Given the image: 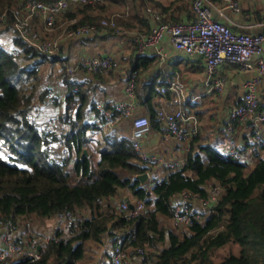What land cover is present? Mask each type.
Masks as SVG:
<instances>
[{
    "label": "trees",
    "instance_id": "1",
    "mask_svg": "<svg viewBox=\"0 0 264 264\" xmlns=\"http://www.w3.org/2000/svg\"><path fill=\"white\" fill-rule=\"evenodd\" d=\"M25 1L0 0V16L5 14L0 35L13 32L12 45L23 50L16 56L0 47V224L10 222L16 229L28 216L51 218L70 211L79 218L81 210L89 213L79 218L80 229H71V237L60 238L63 232L57 229L39 260L30 261L24 255H14L0 263L78 264L85 256V243L88 240L102 242V235L107 232L113 246L116 243L133 246L153 243L157 251L144 256L145 264H264V149L250 168L210 144L194 143L195 138L186 162L164 177L162 183L154 185L142 184L137 177L149 170V166L138 157L129 137L104 133L103 140H95L98 151L97 159L93 160L94 153L89 148L94 141L90 131L101 128L97 122L89 121L88 114H99L96 93L103 89L100 80L104 70L89 72L92 76L86 75L80 80L77 76L66 75L70 64L63 62L60 75L67 82L68 90L63 100L58 99L65 103V111L59 118L65 128L60 129V133L56 130L51 133L49 128L32 120V110L45 105L32 107L34 95L39 94L44 101L49 91L48 87H42L40 67L48 60L58 59L61 49L56 54L44 53L16 35V9H20ZM148 1L152 0H108L107 3L123 2L126 9L145 5L146 11L151 4ZM105 4L66 12L65 28L84 23L100 26L102 19L111 18L119 27L126 28V22L116 17L84 15L85 10ZM79 14L82 16L77 23L69 24ZM36 18L33 19L34 28ZM143 22L147 26V21ZM108 31L118 33L116 28L100 26L99 32ZM153 61L154 56L140 53L133 58L128 72L129 80L136 81L140 103L150 112L152 126L159 127L157 108L153 103L154 95L160 92V87L154 83L157 78L148 83L138 73L141 67L145 70ZM82 72L88 71L82 69ZM162 79L160 83H168L165 77ZM165 96L170 98L171 94ZM74 103L77 108L72 113L71 104ZM56 142L63 147V154L55 152L53 145ZM86 149L88 153H85ZM71 163L76 181L70 180L68 168ZM212 182L221 186L223 192L213 210L204 211L203 219L196 220L180 233L162 225L161 216L169 217L173 213L171 199L174 194L190 190L205 197ZM121 188L129 189L134 200L145 201L147 210L133 218L118 212L110 200L116 198ZM17 239L25 241L21 237ZM229 243L239 244L240 254L231 253L216 263L213 251Z\"/></svg>",
    "mask_w": 264,
    "mask_h": 264
},
{
    "label": "built area",
    "instance_id": "2",
    "mask_svg": "<svg viewBox=\"0 0 264 264\" xmlns=\"http://www.w3.org/2000/svg\"><path fill=\"white\" fill-rule=\"evenodd\" d=\"M107 1L26 0L20 9H16L14 31L16 35L18 34L29 45L41 52L56 54L67 39L74 40L89 36L99 32L100 26H109L116 28L119 34L129 36L134 40L140 53L155 52L159 57L160 64L163 66L169 57L162 44V41L167 38L177 51L188 55L197 54L205 58L208 92L214 90L222 92L224 90L227 78L220 68L225 63L234 64L242 70L255 71V74L245 83L242 102L232 107L227 121V129L232 131L238 122L252 119L251 143L247 148L242 149L231 145L225 153L241 160L252 168L264 149V111L260 110L261 96L259 91L264 76V31L258 33L235 31L230 25L215 17L216 8L223 15L228 10L242 11L241 2L239 0H224V4L217 7L214 6L211 0H192L193 16L187 21H168L164 19L158 8L150 4L146 8L145 14L146 18L152 21L153 24L147 31L119 27L114 18L102 19L100 26L84 23L78 26L66 27L64 33L58 38L44 36L33 27V19L38 17L47 30H52L66 12L87 5L105 4ZM4 20L5 14L0 16V28ZM77 21L78 18L74 17L69 24L73 25ZM0 47L16 56L21 55L23 51L22 48L3 41H0ZM120 66L121 62L115 56L84 55L67 67L66 75L75 77L82 69L91 73L117 69ZM166 75L169 77V81L160 87V92L163 95L171 94L169 102L171 107H168L166 101H162L157 107L160 127L165 139L187 141L189 143L187 149L190 151L192 141L199 134V120L194 113H187L186 111V103L189 101V97L184 80L180 75L172 76L170 71ZM39 91L41 93V90ZM126 94L127 98L123 100L108 98L97 101L96 106L99 110L97 124L104 133L122 136L121 123L123 120L129 119L131 122L129 139L141 161L149 167L156 165L165 168L171 167V160L162 155L151 154L144 148L143 138L150 133L153 126L149 116L139 113L140 103L134 79L127 82ZM57 97L54 89H49L44 101L40 99L39 94H36L32 100V107L53 103ZM37 101L38 104L36 105ZM31 119H33V115ZM48 131L50 130L48 129ZM186 159H183L182 162L185 163ZM146 172L149 174L147 183L154 185L162 183L163 178L171 171H166L167 173L161 175L149 170ZM222 192L223 188L221 186H215L207 196L201 197L190 190H183L174 194L171 199L173 205L172 215L161 217L162 219L167 218L171 228L180 233L196 220L203 219L204 211H212L219 202ZM110 202L114 204L115 201L112 199ZM131 203H133V207H131ZM117 210L124 217L133 218L146 211L147 204L142 200H122ZM53 218L58 222V229L64 225L70 226L71 229H80V219L70 211L56 215ZM71 229L69 232H63L60 238L71 237ZM0 235V260L14 255H24L30 261L39 260L43 255L44 248L55 236V234H51L44 236L42 239L27 238L25 241L18 240L10 222L0 224ZM156 251L157 248L151 242L135 246L116 243L109 264H123L126 260H129L131 252L145 256Z\"/></svg>",
    "mask_w": 264,
    "mask_h": 264
},
{
    "label": "crops",
    "instance_id": "3",
    "mask_svg": "<svg viewBox=\"0 0 264 264\" xmlns=\"http://www.w3.org/2000/svg\"><path fill=\"white\" fill-rule=\"evenodd\" d=\"M239 1L242 4V11L235 12L228 10L226 14L223 15L220 14L216 8L215 17L230 25L235 31H246L250 33L264 31V0ZM149 2L150 1H148V3ZM211 2L217 7L224 4V0H211ZM150 3L163 11L164 18L168 21H187L192 17V0H152ZM125 9L126 7L123 2H108L104 6L92 7L85 10L84 15L92 18L96 16L100 18L116 17L119 21L126 22V24H124L126 28L142 29V31L150 29L153 22L149 19L146 20L145 5L137 4L135 7ZM81 16L82 14H79L77 16L78 19ZM144 20L147 21V26H145ZM66 23L67 20L63 16L52 30H47L39 18L35 19L36 28L39 29L42 34L51 38L54 36L55 38L60 37L64 33ZM12 33L1 34L0 40L12 45ZM162 44L169 55L166 63L164 66L161 65L158 55L153 51H149L146 54L154 56L155 61L150 63L147 69L143 70L142 67L139 69L138 73L140 77L143 79L146 78L148 83L153 82L157 78L154 83L156 87L159 88L164 85L160 83V81L163 80L162 77H165L167 82L169 81V77L166 75L167 72L170 71L172 76H181L186 84L189 97V101L186 103V111L187 113H194L199 120L200 130L194 143L210 144L224 154L231 145H235L241 149L247 148L251 143L253 132L252 119L249 118L246 121L238 122L232 131L227 129V121L232 107L242 102L245 92V83L255 74V71L242 70L234 64L225 63L220 68L221 72L227 78L224 90L222 92L217 90L208 92L205 58L201 55H188L177 51L167 38L162 41ZM138 54H140V52L137 50L135 42L129 36L114 31H108L94 33L74 40L67 39L61 48L58 59H63L62 62L71 65L84 55H101L104 57L115 56L120 60L121 66L117 69H109L102 72L103 78L100 82L102 83L103 89L97 91L96 98H98V100L108 98L123 100L127 98L126 84L130 76L128 68L133 58ZM254 59L256 60L257 57ZM83 71L85 70L83 69ZM86 75L92 76L89 72H82V70H80L76 78L81 80L83 76ZM48 88L54 89L57 96L63 100L67 94L68 85L63 77L58 76L50 80ZM259 91L261 96L260 110L264 111V76L259 86ZM196 96H198V98H196ZM162 101H166L168 107H171L169 103L170 98L157 91L153 97V103L156 104V108ZM52 105L56 106L53 103H49L45 104L44 107L46 106L49 109ZM139 113L150 116L147 106L141 103ZM88 116L91 123H96L98 114L89 112ZM120 129L122 136L129 137L131 132L130 120H123ZM93 135L92 138L93 141H95V136ZM143 145L147 152L162 155L172 161L171 167L165 168L161 165L149 167V171L157 175L167 173L166 171H173L177 167L182 166L184 164L182 160L187 158L189 153L187 149L189 143L187 141L165 139L160 126H153L150 133L143 138ZM119 197L122 200L132 201L135 196L129 189L121 188L114 201H119ZM23 223L24 221L14 229L17 237L26 240L29 235L27 231L33 230L36 233L44 232L42 228L44 227L43 224L37 228H32L30 223L26 225V227L22 226L24 225ZM55 231H57V228Z\"/></svg>",
    "mask_w": 264,
    "mask_h": 264
},
{
    "label": "rangeland",
    "instance_id": "4",
    "mask_svg": "<svg viewBox=\"0 0 264 264\" xmlns=\"http://www.w3.org/2000/svg\"><path fill=\"white\" fill-rule=\"evenodd\" d=\"M66 19V17H65ZM67 24V23H66ZM65 24V26H66ZM8 33V32H6ZM12 33V32H11ZM4 34V33H2ZM55 38V36L53 37ZM63 59H56V60H48L46 62H44L41 67H40V71H41V84L42 87L47 88L50 85V80L53 79V77H58L62 75H60L59 71L62 65ZM49 90V89H47ZM66 92V91H65ZM59 97H57L55 99V101L53 102V104H55L56 106H51L49 109L47 107H39L37 110L33 111L31 115H33V119L34 121H37L38 124L40 126H44L49 128V132H54V130L58 131L59 133L61 132L60 129H64L65 126L63 127V125L61 124V122L59 121L60 115L61 113L63 114V112L65 111V103L64 101H61L58 99ZM41 101V100H40ZM38 104V101L36 102V105ZM71 112L74 113L76 108H77V104H71ZM86 110V109H85ZM87 111V110H86ZM95 134V135H93ZM90 135L95 136V140L100 139L103 140L104 139V132L101 129H95V130H91L90 131ZM93 145L90 146V151L93 154V160L97 159V152L98 149H96V144L95 141L94 143H92ZM55 148V152L58 154H61L62 152L64 153V149L61 145H59L58 142H56L54 145ZM98 148V147H97ZM62 153V154H63ZM69 171L71 173V177L70 180L71 181H76V174L74 172L73 169V163L70 164L69 166ZM215 185L213 182L209 184L208 186V190L211 191ZM119 201H115L114 202V207L116 209H118V205L119 203L122 201V199H120V197L118 198ZM134 201V200H132ZM106 203V202H105ZM103 203V205L105 204ZM119 212V210H117ZM84 213V214H83ZM88 211L87 210H81V214L79 215L80 217H84V216H88ZM82 217V218H83ZM24 221V225L25 226L28 225L30 223V226H32V228H37L38 226H43V230L44 232H35V231H27L28 232V238L31 239H42L44 236L46 235H51L55 233V229L57 228L56 224H58L57 220H55L53 217L52 218H39L36 216H28L25 217L23 219ZM161 223L164 226H170L168 219H162L161 217ZM58 229V228H57ZM59 229L62 232H69L71 227L64 225L63 227H59ZM58 229V230H59ZM28 230V229H27ZM103 241L99 242L96 240H88L85 243V256L78 262V264H109L110 262V254L112 253L113 250V242L111 239V236L106 232L102 235ZM161 245V244H160ZM162 246V245H161ZM234 253V254H240V245L237 243H229L226 246L223 247H219L217 249H215L212 253L213 259L216 263L220 262L221 260H223L227 255ZM145 257L139 254H135L132 253L130 255V259L126 260L128 262H126V264H145L146 261L144 259ZM0 264H9V263H0Z\"/></svg>",
    "mask_w": 264,
    "mask_h": 264
},
{
    "label": "water",
    "instance_id": "5",
    "mask_svg": "<svg viewBox=\"0 0 264 264\" xmlns=\"http://www.w3.org/2000/svg\"><path fill=\"white\" fill-rule=\"evenodd\" d=\"M85 153H88L87 149L85 150ZM137 177L141 180L142 184H146L148 182L149 174L148 172H144L139 174ZM131 207H133V203H131Z\"/></svg>",
    "mask_w": 264,
    "mask_h": 264
}]
</instances>
